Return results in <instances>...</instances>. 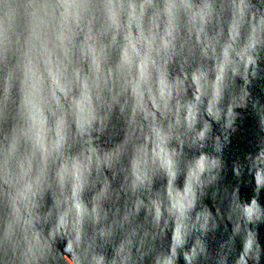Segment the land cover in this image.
Listing matches in <instances>:
<instances>
[{
  "label": "clouds",
  "instance_id": "1",
  "mask_svg": "<svg viewBox=\"0 0 264 264\" xmlns=\"http://www.w3.org/2000/svg\"><path fill=\"white\" fill-rule=\"evenodd\" d=\"M126 7L103 3L96 12L108 27L110 20L116 24L113 10ZM138 7L141 15L145 7L155 8L152 29L156 31L150 29L147 36L141 33L126 47L120 63L105 74L103 82L112 100L123 96L124 105L132 112L131 138L110 147L106 156L98 155L83 139L93 119L91 99L100 88V64L93 55L85 72L72 60L71 47L51 60L45 53L44 63L53 85L65 96L76 85L81 95L71 100L67 110L57 100L56 109H50L54 117L51 122L37 102L39 111L30 109L34 118L18 136L13 135L3 152L0 179L5 186L7 214L0 221V250L7 259L0 264H130V246L141 226L147 222L169 242L164 230L169 229L170 222L172 229L174 220L172 253L169 256L165 252L157 261L173 264L183 238L193 228L206 226L207 213L198 211L195 222L192 216L198 194L216 180L222 167L221 140L213 129H221L227 140L225 133L234 123V109L243 99L234 94L236 69L246 58L250 62L251 53L264 48V19L246 22L239 3L230 17L219 13L222 18L218 21H214L216 13L205 19L201 11L193 12L182 0ZM41 8L45 18L54 15L50 9L59 11V27H70L73 21L78 27L81 20L93 15L90 5L78 0ZM186 13H190L189 31L195 30L198 55L191 65L177 68L171 59L181 16ZM48 23V19L40 21L44 27ZM206 25H211V34ZM137 117L142 119L137 121ZM260 124L264 131V117ZM173 141L180 147H173ZM185 144L192 150L190 157L183 152ZM205 148L211 151H203ZM257 161L264 163V150ZM102 162L116 169L111 190L97 187ZM262 175L264 170L257 167V187L264 185L259 179ZM181 185L183 191L178 192ZM143 208L148 215L140 218L137 213ZM250 208L254 210L251 215L247 211ZM262 216L264 210L253 199L239 209L234 230L239 232L243 224L244 240L255 242L247 225Z\"/></svg>",
  "mask_w": 264,
  "mask_h": 264
},
{
  "label": "water",
  "instance_id": "2",
  "mask_svg": "<svg viewBox=\"0 0 264 264\" xmlns=\"http://www.w3.org/2000/svg\"><path fill=\"white\" fill-rule=\"evenodd\" d=\"M62 2L64 0H0V169L3 166V152L13 135L18 136L28 120L34 118L30 109L39 111L37 102L51 122L54 117L50 109H56L57 100L67 110L72 99L80 98L81 91L76 85L71 87L68 96L55 87L44 63L45 53H48L51 60L56 58L55 54L59 56V52L70 47L72 60L78 62L85 72L91 66L93 55L101 67L100 88L93 92L91 99L93 119L86 126L83 139L89 142L98 155L106 156L111 153L110 147L131 138V109L124 105L123 96L112 100V93L103 80L107 71L120 63L130 43H134L141 33L145 36L150 34L155 8L145 7L141 15L138 6L149 3L158 6L165 0H78L89 4L93 10V15L81 20L78 27L74 21L70 27H59V11L56 8L49 10L54 14L52 17H44L42 5L55 6ZM103 3L129 7L118 11L114 9L111 15L116 24L113 26L110 20L109 26L104 27L96 12ZM222 3L228 4L230 0H222ZM245 4L246 22L251 20L256 23L264 19V0H245ZM218 9L214 10L217 14L214 21L222 18L219 15L222 13L219 4ZM192 11L201 9L196 7ZM223 13L230 17L232 11L229 9ZM189 17L190 13L181 16L175 54L171 59L177 68L181 64L191 65L198 55L195 30L189 31ZM42 19H48L47 27L40 25ZM156 23L160 24V21ZM205 27L211 34V25ZM162 29L163 25L160 31ZM181 44L182 48L179 47ZM250 57V62L246 58L238 64L233 79L234 94L243 99L238 105L240 107L234 109V123L225 133L227 140L221 135V129L217 126L213 129L221 140L222 167L216 180L205 185L198 194L192 216L195 222V214L204 211L208 215L207 224L204 228H193L191 234L183 238L184 244L177 249L173 264H264V216L247 225L255 239L253 250L245 249L247 242L244 240L243 224L239 232L234 230L239 209L244 205L255 199L256 204L264 210V185L257 187L255 181L257 167L264 170V163L257 161L260 152L264 150V131H261L260 124L264 117V48L257 49ZM187 95L191 97V89ZM136 119L140 121L142 118ZM72 127L75 130L74 124ZM196 128H200L199 123ZM79 140L78 137L77 147ZM172 146L180 147L175 141ZM20 147L21 150L25 147L23 140ZM202 150L211 151L210 148ZM183 152L188 157L192 154L186 144ZM93 175L97 176V172ZM115 175L116 169L102 162L98 166L100 183L97 187L111 190ZM4 187L0 179V221L7 214ZM177 191H183L182 185ZM147 215L146 208L137 213L140 218ZM158 231L147 222L141 226L130 246V264H157L165 252L171 255L170 234L171 231L175 232V221H172V229L170 222L169 229L164 230L168 232L169 242L167 239L163 241L157 235ZM201 245L203 251H200ZM5 259L0 250V261ZM67 259H71L70 254Z\"/></svg>",
  "mask_w": 264,
  "mask_h": 264
},
{
  "label": "snow or ice",
  "instance_id": "3",
  "mask_svg": "<svg viewBox=\"0 0 264 264\" xmlns=\"http://www.w3.org/2000/svg\"><path fill=\"white\" fill-rule=\"evenodd\" d=\"M182 2L188 8L199 7L201 9L202 17L205 19H207L210 15H212L214 10H219L218 4L220 5L222 9V13L225 11H228L229 9H231V11H234L235 5L237 4V0H230V3L228 4L222 3V0H182ZM239 4L241 5V8L246 7L245 0H239ZM249 47H251V45H249ZM199 166L203 167V162H201ZM259 179L261 181H264V175L259 177ZM101 198H103V194H101ZM247 211H248V214L251 215L254 210L250 208ZM178 239H179V236H178ZM254 245H255L254 240L250 239L245 246L246 251L250 249L253 250ZM200 251H203V249L200 248ZM194 255H195V252H194Z\"/></svg>",
  "mask_w": 264,
  "mask_h": 264
}]
</instances>
